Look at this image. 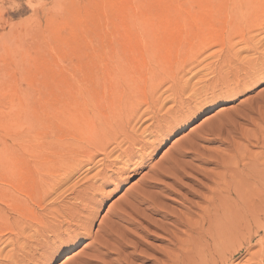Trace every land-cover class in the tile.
<instances>
[{"label": "rangeland", "instance_id": "obj_1", "mask_svg": "<svg viewBox=\"0 0 264 264\" xmlns=\"http://www.w3.org/2000/svg\"><path fill=\"white\" fill-rule=\"evenodd\" d=\"M263 4L0 0V147L2 141L12 142L37 128L46 135L45 101L52 80L96 75L105 63L116 69L133 61L147 63L155 51L158 58L159 52L180 47L177 34L184 40L191 30L200 32L204 26L220 33L238 28L240 15L260 17ZM248 30L247 39L255 38L252 50L240 51L243 45L234 38L239 56L231 66L215 71L220 49L207 48L195 69L183 77L189 82L181 100L173 105L168 94L162 95L158 110L163 112L157 113V121L166 116L158 132L154 127L156 133L143 132L151 128L147 117L130 127L143 143L135 146L127 169L115 163L117 150L106 160L98 155L48 199L51 211L75 205L80 215L63 223L57 233L45 234L49 242H41L32 264H62L68 257L73 258L67 264H264V28L253 24ZM248 62L261 70L257 67L244 79ZM186 115L191 117L175 128ZM190 143L198 148L195 152ZM110 162L113 167L106 168ZM78 191L83 202L76 203L72 196ZM142 194L153 204H139ZM4 203L0 225L4 217H15ZM43 217L54 220L48 214ZM31 234L26 232V238ZM2 235L0 264H10L13 245L6 244L8 234ZM69 236H77V242L61 249ZM20 250L18 255L28 248Z\"/></svg>", "mask_w": 264, "mask_h": 264}, {"label": "bare ground", "instance_id": "obj_2", "mask_svg": "<svg viewBox=\"0 0 264 264\" xmlns=\"http://www.w3.org/2000/svg\"><path fill=\"white\" fill-rule=\"evenodd\" d=\"M262 6L264 7V4ZM237 19L239 21L237 20L238 23H235V25L240 27L226 29L224 32L222 31L223 33L212 30L210 21H207L206 24L210 26L209 29H207L208 27L204 28V26L200 32L191 30L184 40L183 35L177 34L180 47L159 52L158 58L154 55L156 51L152 55L150 54L149 61L154 62L156 60L154 63L150 61L151 63L148 64V61L147 63L136 64L133 61V63H126L127 66H120L119 69H116L115 65L105 63V68L100 73L84 75L87 81H84V78L79 79L80 81L76 80V75L69 77L67 75L61 80H52L45 101L49 109L48 123L45 129L46 135L37 128L38 131L34 133L30 130L29 134H21L22 136L18 139L12 138L14 139L12 142L2 141L0 147V198L7 205V210L10 209V213L12 212L15 216L14 219L12 218L13 221L10 220L11 218L8 219L9 217H2L4 221L0 225L1 242L4 236L2 234H8L10 243L7 242L6 244L13 245L12 254L8 255L10 264L31 263L34 257L33 253L41 246V242L45 241L47 243L46 241L49 240L47 236L45 237V234H55L58 232L57 230L62 228L63 223L70 222L69 220L72 222L76 216L79 217L80 214L77 212L75 205L68 206L69 208L67 207L66 210L61 207L53 208L52 211L46 206L48 199L57 194L56 192L70 180L77 169L82 166L88 167L94 163L93 161L98 155L104 157L105 160L109 159V156L116 150L120 154L117 155L119 152L115 153L117 155L115 163L123 164L127 169L129 163L126 164V162L132 161L130 155L134 154L135 146L142 147L143 143L142 140L139 141L140 139L136 138L138 136L133 135L137 133L133 132L134 128L131 130L130 127L138 125L143 117H147L148 121H152L151 130L145 129L143 132H151L154 129L157 131L156 129L160 127V120H164L163 118L166 116L164 115L157 121V113L162 111L158 110V107L164 101L161 100L162 95L168 94L167 98L171 99L173 105L181 100V95L186 91L189 82L183 77L192 72V69H195L199 63L198 58L204 54L207 48L217 47L220 49L217 64H213L215 71L219 69L222 71L223 67L231 66L232 61L236 60L233 58L236 55L239 56L234 51L236 44H232L234 38L238 39V43L236 42L238 45H243L240 51L251 49L250 41H254L255 38L252 39L253 37L249 36V40L247 39L248 28H252L253 24L261 26L262 29L264 28V9L263 15L260 17L240 15ZM261 62L264 63V61ZM250 64H247L249 72L244 71L246 73L244 79L250 76V72L256 73V70L261 68L257 64L256 66H253L254 63ZM249 66H252L251 69ZM257 67L258 69H256ZM162 89L164 91L160 92ZM232 94L226 92L224 95L231 96ZM167 98L165 101H168ZM179 106L181 107V105ZM165 113L167 114V112ZM161 114L163 115V113ZM190 117V115H186L183 119L177 121L175 128L178 129L180 124L186 122ZM154 119L155 123L153 122ZM143 121L145 119H142ZM38 123L40 122L38 121ZM30 133H33V135L30 136ZM192 146L190 143L188 147L195 152L198 148L195 150ZM122 147L124 148L123 151ZM182 156L186 155L182 154ZM208 158H211V156ZM213 159L215 160V157ZM217 162L218 159L216 165H218ZM113 163L110 162L106 168L113 167ZM139 167L140 164L135 166V168ZM176 172L179 173V171ZM139 197V204H153L152 201L147 199V196L142 194ZM72 198L75 202H78L82 200V193L80 194L78 191V194H75ZM6 205L4 206L6 207ZM46 213L54 219V223H51L53 221L48 222L43 217L47 215ZM82 227L83 230L87 228L86 224ZM188 228L190 229V227ZM26 232L28 234L32 233L31 236L28 235L26 238ZM30 239H33V241H30ZM76 240L77 236H69L60 247H68L77 242ZM32 242L34 245H32ZM27 248V253L18 255L21 253L20 249L27 250ZM6 257L5 255V259ZM71 258L73 257L66 258L62 264H67L72 260ZM87 264L98 263L88 261Z\"/></svg>", "mask_w": 264, "mask_h": 264}]
</instances>
